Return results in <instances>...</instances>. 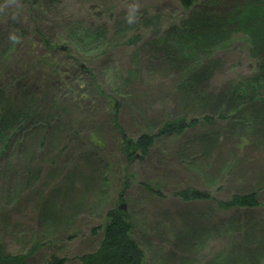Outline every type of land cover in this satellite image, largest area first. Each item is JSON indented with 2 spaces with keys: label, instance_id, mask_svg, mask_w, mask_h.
I'll list each match as a JSON object with an SVG mask.
<instances>
[{
  "label": "rangeland",
  "instance_id": "rangeland-1",
  "mask_svg": "<svg viewBox=\"0 0 264 264\" xmlns=\"http://www.w3.org/2000/svg\"><path fill=\"white\" fill-rule=\"evenodd\" d=\"M241 1L248 0H199L197 7ZM189 11L179 0H0V82L45 95L52 108L37 126L30 119L27 126L36 128L17 132L0 157V242L7 252L25 255L26 264L52 256L79 264L97 249L107 213L118 207L132 221L145 264H264V206L216 204L256 190L264 205V122L241 131L200 123L158 138L142 158L120 153L119 131L134 139L156 132L167 117L208 113L198 92L186 94L181 70L154 50L165 28ZM98 25L107 35L96 52L87 56L76 40L83 73L57 45L68 47L63 39L74 30ZM235 34L211 51L218 63L201 83L211 102L228 77L250 71L253 57ZM45 40L56 47L46 49ZM185 187L210 199L182 200L176 192Z\"/></svg>",
  "mask_w": 264,
  "mask_h": 264
},
{
  "label": "trees",
  "instance_id": "trees-1",
  "mask_svg": "<svg viewBox=\"0 0 264 264\" xmlns=\"http://www.w3.org/2000/svg\"><path fill=\"white\" fill-rule=\"evenodd\" d=\"M179 2L185 10L190 9L189 14L165 28L157 43L155 42L154 50L161 56L167 55L164 61L169 60L173 68L181 70L180 78L183 80L182 85L187 91L186 94L193 95L190 94V90L198 92L200 102L208 105V113L201 119H187L185 115L167 117L156 132L142 133L134 139L125 137L123 131H119L123 130L122 127L116 125L118 134L120 133L122 137L120 153L126 155L128 159L137 156L142 158L148 154L158 138L181 136L188 128L200 123L210 125L221 121L227 124L226 127L230 130L241 131L256 122H258L256 125L264 122V0L241 1L242 3H236L227 9L221 7L200 9L197 7L200 4L199 0ZM200 12L202 13L199 14ZM87 30L76 29L73 31V38L63 39L69 43L68 47L57 45V48L64 47L67 55L73 58L75 65L83 73L88 72L80 61L81 57L76 56V53H80L76 40L79 39L80 43L85 44L84 47H87L88 51L84 52L90 56L93 50L96 52L98 49L97 42L98 45L100 40L103 39L104 42L107 35V29L101 25ZM235 33H240L239 38L247 44V51L253 57L250 71L244 75L228 77L219 88L220 96L214 97L211 102L213 98L206 96L205 88L201 87V83L209 77L218 63L212 59L211 51L217 45L228 44ZM137 37L139 39L137 35L135 41H138ZM45 43L48 50L56 47L47 40ZM89 45H93L94 48ZM74 49L76 51H73ZM84 59L89 60V57ZM55 66L54 63L49 65L52 72L56 71ZM72 70L65 68L64 72ZM130 73L133 75L134 71L131 70ZM4 76L2 75L0 80ZM7 83L5 79L0 82V85H5L2 89L0 87V157H3L7 148L11 147L12 139L17 132L23 130L26 131L25 134L31 133L36 128L34 126L40 124L38 117L43 110L48 108L52 112L45 95L43 98L42 96L36 98L31 95L32 91L29 94V89L16 83H11L13 85L10 87ZM18 96L22 98L19 99ZM207 99L209 100L206 102ZM30 119L36 125L27 126ZM30 125L33 128L29 127ZM176 193L186 201L210 199L207 192L192 187L180 188ZM258 193L256 190L233 192L227 198L216 200V204L220 209L236 211L263 207ZM107 215L108 220L103 228L99 246L91 253L82 254L79 257V264H145V253L133 237L134 227L130 218L118 207L110 209ZM262 249L263 251L259 252L260 257L264 255V247ZM25 258V255L7 252L0 242V264H26ZM64 263V258L52 256L46 264Z\"/></svg>",
  "mask_w": 264,
  "mask_h": 264
}]
</instances>
